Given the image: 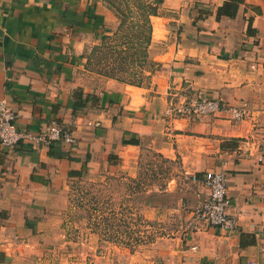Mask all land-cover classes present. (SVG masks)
<instances>
[{
    "label": "crops",
    "instance_id": "1",
    "mask_svg": "<svg viewBox=\"0 0 264 264\" xmlns=\"http://www.w3.org/2000/svg\"><path fill=\"white\" fill-rule=\"evenodd\" d=\"M162 7L151 44L165 48L151 85L107 79L95 87L78 71L87 45L117 21L103 1L0 0V100L19 131L59 122L77 138L0 150V264H264V0ZM184 94L246 106L249 116L175 118L170 108ZM145 152L178 163L188 180L130 196L146 228L200 206L209 190L192 177L221 171L236 231L200 222L145 245L148 254L75 221L71 184L138 179Z\"/></svg>",
    "mask_w": 264,
    "mask_h": 264
},
{
    "label": "rangeland",
    "instance_id": "2",
    "mask_svg": "<svg viewBox=\"0 0 264 264\" xmlns=\"http://www.w3.org/2000/svg\"><path fill=\"white\" fill-rule=\"evenodd\" d=\"M101 1L108 8L109 4L125 8L129 3V0ZM162 6L163 4L160 6L159 16L165 15ZM111 11L117 21L87 45L78 71L79 80L95 87L102 86L107 79L149 87L160 69L154 56L163 51L165 45H152V42L147 44L146 30L137 23L135 16L123 23L115 11ZM103 35L112 37L113 40L108 39L103 44ZM183 97H186L185 94L179 95L170 108V113L175 118L179 116L175 108ZM139 171L140 176L135 182L124 178L109 185L88 180L75 182L70 185L69 196L75 221L84 220L88 228L104 238L119 243L122 241L130 245L133 251L143 250L150 254L152 246L145 245H152L159 238L175 233L186 234L197 220L193 215L195 209H185L183 216L173 215L166 225L149 224V229L146 228L148 225L142 223L136 213L132 214L131 209L135 210L136 207L130 196L146 189L164 190L170 184L184 185L188 180L183 178L178 163L164 162L151 152L143 154Z\"/></svg>",
    "mask_w": 264,
    "mask_h": 264
},
{
    "label": "built area",
    "instance_id": "3",
    "mask_svg": "<svg viewBox=\"0 0 264 264\" xmlns=\"http://www.w3.org/2000/svg\"><path fill=\"white\" fill-rule=\"evenodd\" d=\"M185 96L175 108V112L181 117L194 118L225 112L228 113L232 121L241 122L249 116V110L246 106L225 105L218 100ZM17 117V114L8 106L7 102L0 100V150L13 149L21 142L32 144L35 147L50 146L55 143L70 146L77 144L76 137L69 126L64 123L51 122L44 131L33 134L19 131ZM88 125L100 126L99 123H89ZM192 179L195 182L204 183L209 192L202 204L193 211L197 221L193 224L191 230L196 229L197 225L202 222L229 233L236 231L238 218L228 213L230 201L227 195L226 173L221 171L207 172L202 180L196 175Z\"/></svg>",
    "mask_w": 264,
    "mask_h": 264
},
{
    "label": "trees",
    "instance_id": "4",
    "mask_svg": "<svg viewBox=\"0 0 264 264\" xmlns=\"http://www.w3.org/2000/svg\"><path fill=\"white\" fill-rule=\"evenodd\" d=\"M165 0H129L128 5L125 8H121L116 6L115 4H109V8L117 14L119 20L122 19L124 23L128 18H133L134 16L137 18V23L142 25V27L146 30V42L150 44L152 42V34H153V23L152 18L159 16L160 6L164 3ZM111 39L112 37H108L103 35L102 41L105 44V41ZM157 157L161 158L164 162H169L165 160L161 155L155 154ZM133 182L138 179H131ZM140 185V184H139Z\"/></svg>",
    "mask_w": 264,
    "mask_h": 264
}]
</instances>
